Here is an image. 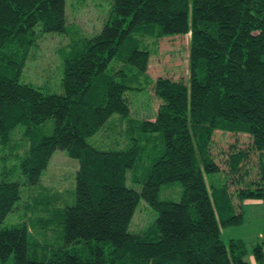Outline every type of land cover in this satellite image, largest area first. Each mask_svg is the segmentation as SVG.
<instances>
[{"label": "trees", "instance_id": "1", "mask_svg": "<svg viewBox=\"0 0 264 264\" xmlns=\"http://www.w3.org/2000/svg\"><path fill=\"white\" fill-rule=\"evenodd\" d=\"M66 3L0 0V148L15 130L27 143L0 172V263L264 264V237L254 262L244 240L220 238L244 220L242 201L264 203V0H110L101 28L61 51L56 85L24 81L39 37L68 31ZM178 34L189 35L187 77L152 81L157 111L127 120L125 146L90 143L113 115L129 117L128 94L148 79L145 38ZM217 129L250 138L230 146L223 170L210 149ZM56 149L78 161L72 193L28 194L29 217L2 225ZM221 170L234 191L217 183ZM174 184L178 199L159 197ZM142 199L152 217L131 229Z\"/></svg>", "mask_w": 264, "mask_h": 264}, {"label": "rangeland", "instance_id": "2", "mask_svg": "<svg viewBox=\"0 0 264 264\" xmlns=\"http://www.w3.org/2000/svg\"><path fill=\"white\" fill-rule=\"evenodd\" d=\"M110 0H67V20L68 31L65 33L49 34L39 37L23 67V80L30 81L35 84H40L43 81L50 82L56 85L62 73L60 54L62 50L68 48L70 42H75L80 38V35L90 36L98 31L102 23L107 17V10L110 7ZM188 34L167 35L165 37L153 38L146 37L144 45L150 50V59L146 77L148 79H141V90L128 94L130 104V115L127 119H121L117 114L113 115L100 129L94 137L88 138L90 143L94 145L107 147H122L127 143L128 134L126 132L128 119H152L156 113L159 99L153 93L151 83L158 75L172 77L174 79L186 78L187 76V48H188ZM14 131L13 141L7 147L0 148V172L13 167L18 164V159L24 155L26 151V140L21 137V133ZM231 134L230 132H222L217 129L212 136V143L210 149L215 156V161L219 163V167L226 169V156L232 144L240 147L247 146L250 138L246 134ZM6 153L4 158L1 155ZM255 153H250L249 162L247 163L246 171L251 172V176L256 173ZM78 161L75 158L69 157L66 150L56 149L50 156V160L45 167V170L40 176V182L35 188H30L24 191L20 201L22 209H16L9 213L2 221V225H9L13 222L20 221L23 217L28 218L30 213L26 212L23 203H26L28 194L33 195L38 193L40 195L52 194L56 192L61 198L69 196L74 190V175L78 168ZM213 175L217 179V183H226L229 189L237 188V183L232 182L230 173L224 171ZM18 172H14L13 176L8 175V178L15 179ZM249 176H246V178ZM233 178V177H232ZM236 183V184H234ZM234 184V185H233ZM23 192V191H22ZM27 192V193H25ZM181 192V186L174 184L171 187L164 186L160 192L159 197L178 199ZM236 198L234 201L236 202ZM244 220L241 224H234L223 227L220 233V238L225 242L230 239L244 240L245 247L248 252L245 258L254 262L251 254V247L256 242L264 237V203L262 205L250 204V202H241ZM152 213L142 199L137 205V210L132 217L131 229L142 228L148 223ZM39 238L42 235L36 234ZM0 264H12V261L3 262Z\"/></svg>", "mask_w": 264, "mask_h": 264}, {"label": "crops", "instance_id": "3", "mask_svg": "<svg viewBox=\"0 0 264 264\" xmlns=\"http://www.w3.org/2000/svg\"><path fill=\"white\" fill-rule=\"evenodd\" d=\"M244 202H250V204L252 205V204H258V205H262V203L261 202H259L258 200H255V199H252V200H249V199H247V200H244Z\"/></svg>", "mask_w": 264, "mask_h": 264}]
</instances>
